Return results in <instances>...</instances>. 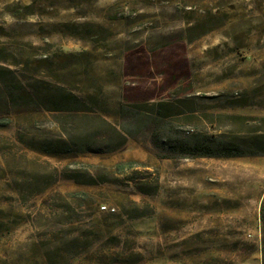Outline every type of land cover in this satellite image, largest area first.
Returning a JSON list of instances; mask_svg holds the SVG:
<instances>
[{"label":"rangeland","instance_id":"374dc122","mask_svg":"<svg viewBox=\"0 0 264 264\" xmlns=\"http://www.w3.org/2000/svg\"><path fill=\"white\" fill-rule=\"evenodd\" d=\"M0 66L116 126L176 88L198 112L264 118V0H0ZM57 120L0 98V264H264V156L158 159L148 128L113 153L46 154Z\"/></svg>","mask_w":264,"mask_h":264},{"label":"trees","instance_id":"16d2710c","mask_svg":"<svg viewBox=\"0 0 264 264\" xmlns=\"http://www.w3.org/2000/svg\"><path fill=\"white\" fill-rule=\"evenodd\" d=\"M182 91V88H176L171 97L153 103L121 105L120 123L116 126L103 117L91 115L90 107L65 88L42 79L29 77L22 80L15 71L0 66L2 100L11 106L41 108L56 115V123L64 137L43 140L41 151L46 154L113 153L124 147L127 137L136 138L148 128L151 150L158 159L264 156V128L254 125L263 123V117L201 113L197 111L194 97ZM66 117L77 119L79 128L75 132H69L71 122L64 120ZM180 118L193 125L187 130H181L173 124ZM221 120L244 124V129H224L216 124V121ZM87 125H90L91 130H87ZM132 164L117 165L116 171L123 173L125 166ZM68 172L65 178L75 183L96 184L88 172L84 173L86 178L80 171ZM157 188V176L149 187L138 183L136 185L137 191L147 196L155 194Z\"/></svg>","mask_w":264,"mask_h":264}]
</instances>
